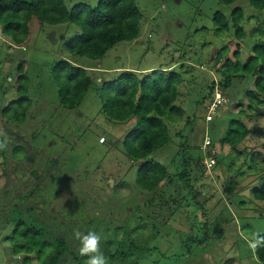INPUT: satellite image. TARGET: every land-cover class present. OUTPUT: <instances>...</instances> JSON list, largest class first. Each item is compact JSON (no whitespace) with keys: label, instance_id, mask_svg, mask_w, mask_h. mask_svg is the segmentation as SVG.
<instances>
[{"label":"rangeland","instance_id":"374dc122","mask_svg":"<svg viewBox=\"0 0 264 264\" xmlns=\"http://www.w3.org/2000/svg\"><path fill=\"white\" fill-rule=\"evenodd\" d=\"M62 1L68 10L80 4L93 8L99 2ZM135 1L142 14L138 38L117 44L99 61L74 58L65 52V42L79 33L78 27L69 23L53 26L33 21L30 24L32 38L23 47L10 43L0 29V138L4 139L1 148L9 151L17 145H24L31 151L33 144L37 145L31 140L32 136L39 134L41 142L48 143L39 147L38 152L31 151L30 154L35 155L32 165L45 176L50 174L36 184H26L22 174L14 169L13 160L10 158L5 162L0 153V222L2 212L8 214L10 206L19 204L24 210L30 207V210L41 212L46 220L53 218V231L68 238L75 251L77 242L73 233L98 228L96 233L103 237L102 252H105L106 240L116 235L115 228L123 222L124 235L118 230L110 250L125 253L130 247V251L126 258L115 264H260L246 240L254 233H264V201H254L248 192L251 189L247 191L245 188L258 177L263 165L257 163L256 174L250 172L248 180L239 183L237 180L241 177L237 180L234 177L240 170H244L242 176L247 175L245 157L228 146H221L219 139L225 135L231 120H240L247 129L263 130L264 117L239 113V106L246 104L244 95L247 90L246 83L240 79H233L226 90L217 89L202 106L196 103L206 94L212 81L217 83L215 70L220 63L213 65L217 54L221 53L222 60H233L232 55L237 50L235 29L230 21L233 8L239 6L244 13L240 27L244 28L246 36L243 43L239 42L241 60L247 59L254 42L262 39L257 29L252 32L257 24L264 28V11L248 7V0L230 6L220 4L218 0ZM216 12L226 18L228 29L217 31L213 21ZM62 59L85 68L98 86L101 81L116 79L124 71L137 75L152 70L180 74L175 106L181 111V117L173 114L165 122L174 143H178V134H189L190 125L196 119L191 140L195 138L197 142L194 144L190 140V148L199 146L214 157L222 156L223 163L231 169L217 168L214 157H206L212 162L209 171L204 168L205 160L199 168L192 163L191 184L197 194L187 196L182 202H174L175 205L163 217L157 215L160 211L155 207L153 210L157 214L150 211L147 205L144 206L149 194L140 193L135 186L139 163L131 162L121 145L134 122L109 124L98 115L101 101L93 91H89L80 107L72 111H76L72 124L69 119L59 117L55 121L51 118L55 111L62 110L58 104V86L52 76L54 64ZM21 62L24 63L26 79L22 81L23 89L17 90L14 77ZM103 71L107 73L103 74ZM22 97L30 100L31 112L23 125L2 122L3 109L9 102ZM216 97L222 104L209 123L206 122V107ZM56 133L63 139H67L66 134L72 136L71 142L51 137ZM207 137L213 141L214 147H204ZM101 138L105 139L104 145H99ZM254 140L261 148L263 139ZM239 148L241 150L243 146ZM174 150L176 146L173 145L158 157L151 158L170 166ZM260 151L264 154L263 149ZM228 182L230 192L226 188ZM48 183L52 184V194L37 199L36 192L40 191L39 188L36 191L37 185L42 188ZM51 187L47 190L50 191ZM30 192L34 195L24 204L18 200V195ZM55 192L57 194L53 196ZM113 207L119 209L117 215H113ZM33 215L39 217L37 213ZM110 228L114 229L109 231ZM3 234L4 231L0 236ZM9 252V246L1 243L0 238V264L17 261L18 258H12ZM79 257L86 264L87 257ZM60 264H72V261L64 258Z\"/></svg>","mask_w":264,"mask_h":264},{"label":"trees","instance_id":"16d2710c","mask_svg":"<svg viewBox=\"0 0 264 264\" xmlns=\"http://www.w3.org/2000/svg\"><path fill=\"white\" fill-rule=\"evenodd\" d=\"M238 1L240 0H218L220 4L227 6L234 5ZM248 7L264 11V0H248ZM243 18V10L239 6L233 8L230 21L235 29L237 50L232 55L233 60H222L221 53L217 54L213 64L215 66L220 63L219 68L215 70V75L218 77L217 83L212 81L206 89V94L196 104L202 106L214 96L213 93L217 89L226 90L231 86L233 79H240L246 83L247 90L244 95L246 104L239 106V113L244 115L247 113L250 117L259 118L264 117V28L257 24V28L253 29L252 33L257 29L262 39L255 41L251 54L247 59L241 60L239 53L241 43L239 42H242L246 36L244 28L240 27ZM141 20L142 14L135 0H99L93 8L80 4L70 10L66 9L62 0H0L1 34L14 46L23 47L30 42L32 38L30 24L33 21L53 26L69 23L78 27L79 33L65 42V52L74 58L82 57L92 61L101 60L110 49L119 43L136 40L139 36ZM213 21L218 28L217 31L228 29L227 20L222 14L216 12ZM23 69L24 63L21 62L14 77L17 90L23 89L22 81L26 79ZM52 76L58 86V104L62 109L51 115L55 121H58L60 117L63 120L69 119L72 124L73 114L76 115V111H72L80 107L89 91H93L101 101L98 115L110 122L109 124L113 123V126H116V124L134 122V127L123 137L121 145L128 159L139 163L135 186L140 193L149 194L144 206L147 205L150 211L155 207L160 214L153 211L163 217L164 213L175 205L174 202H182L187 196L197 194L191 184L190 166L194 163V167L199 168L206 157L213 158L214 154L206 152L199 146L190 148L189 142L196 120L194 117L193 124L190 125L191 120H189L191 127L189 134L182 136L180 133L176 136L179 137L178 143H174V137L165 123L171 119L173 114L181 117V111L175 106L178 87L181 83L180 74L174 71L152 70L137 75L132 71H124L116 79L101 81L98 86L85 68L62 59L54 64ZM29 111L30 100L22 97L7 104L1 113V121L6 123L12 121L23 125L28 113H31ZM228 126L225 135L219 139V144L228 146L238 155H244L247 172L244 176H242L244 170L236 172L234 180L241 177L237 180L239 183L247 181L250 172L256 174L255 170L258 169L256 164L261 163L263 167L258 177L247 183L245 189L247 191L251 189L248 192L254 201L262 202L264 201V154L260 150H264V129H247L240 120H231ZM183 130L186 129L183 128ZM65 136L67 139L59 138L58 133L51 135L55 139L71 142L72 136L68 137L67 134ZM40 138L41 136L37 133L32 136L33 143H37L31 148L34 153L38 152L39 147L48 143L47 141L41 142ZM260 138L263 139L261 148L254 143V139ZM3 140L0 138V153L4 161H8L7 154L9 153L11 160L21 162L26 151L24 145H18L11 151L9 150L10 152L3 151L1 148ZM50 140L54 139L50 138ZM206 140H209L208 148L214 147L209 137ZM191 141L194 144L197 142L195 138ZM173 145L176 146V150L170 158V166L151 158L152 156L158 157ZM240 145L243 146L241 150ZM259 148L260 150H257ZM19 154H22V157ZM214 160L217 168L224 167L227 171L231 169L229 165L223 163L222 156L214 157ZM202 167L203 170L205 166ZM171 168L174 171L172 173ZM38 186L36 191L39 189L40 191L36 192L37 199L45 197L47 193L52 194V184L48 183L42 188ZM49 186L50 191L47 190ZM226 186L229 192L232 191L230 182ZM56 194L57 192L53 196ZM33 195L32 192L21 194L18 195V200L24 204ZM117 210L119 209L113 207V215H117ZM162 211H164L163 214ZM34 213H37L39 217L34 216ZM1 218L2 231L0 230V233L4 231L3 236H0L1 243L9 246L12 258H18L13 264H34L33 261L35 264H60L64 258L70 259L72 264H83L77 251L71 247L68 238L53 231L51 222L53 218L46 220L43 214L32 209L24 210L19 204L10 206L8 214L3 211ZM124 225L121 222V225L115 228L116 235L109 237L104 244L103 254L108 258V264L121 262L130 251V247H127L125 253L110 250V247L115 244L114 238L117 237L118 230H121L124 235ZM113 229L110 228L109 231ZM97 231L98 228L95 232ZM259 235L264 237V233ZM253 252L257 262L264 264V245L259 246Z\"/></svg>","mask_w":264,"mask_h":264},{"label":"clouds","instance_id":"9594fccd","mask_svg":"<svg viewBox=\"0 0 264 264\" xmlns=\"http://www.w3.org/2000/svg\"><path fill=\"white\" fill-rule=\"evenodd\" d=\"M73 239L77 242L78 255L87 257L86 264H108V258L101 250L102 235L91 230L86 233L77 231L73 233ZM246 242L250 249L255 250L264 245V237L254 233L252 238L246 240Z\"/></svg>","mask_w":264,"mask_h":264},{"label":"flooded vegetation","instance_id":"af4514ba","mask_svg":"<svg viewBox=\"0 0 264 264\" xmlns=\"http://www.w3.org/2000/svg\"><path fill=\"white\" fill-rule=\"evenodd\" d=\"M15 147H13L12 149H14ZM12 149H10V151ZM31 151H32V149H31ZM31 151L28 150V148H26V151H25L23 160L21 162H18L16 160H13V162H14L13 163L14 169L17 170V172H20L22 174L21 175V178L25 179V183L26 184L29 183V182L31 184H36L42 178L45 179V178H47L50 175V174H47V176H45L46 174L40 173V171L38 169H35L33 167L32 164L35 163V155L30 154ZM9 159H10V157H8V160ZM12 174H13V176H15V173L14 172ZM27 210H30V207ZM37 212L41 214V212H39L38 210H37Z\"/></svg>","mask_w":264,"mask_h":264},{"label":"built area","instance_id":"2783aa9c","mask_svg":"<svg viewBox=\"0 0 264 264\" xmlns=\"http://www.w3.org/2000/svg\"><path fill=\"white\" fill-rule=\"evenodd\" d=\"M222 104L219 97L213 98L211 103L206 107V122H209L213 119V117L217 114V110L220 108V105ZM105 142L104 138L99 139V143L103 144ZM209 144V140H206L204 142V147H207ZM208 159V160H207ZM205 166L209 170V168H212V162L209 158L205 159Z\"/></svg>","mask_w":264,"mask_h":264},{"label":"crops","instance_id":"0c3cea01","mask_svg":"<svg viewBox=\"0 0 264 264\" xmlns=\"http://www.w3.org/2000/svg\"><path fill=\"white\" fill-rule=\"evenodd\" d=\"M1 41L4 43V41L1 39Z\"/></svg>","mask_w":264,"mask_h":264}]
</instances>
